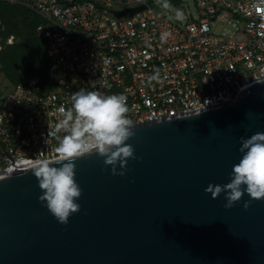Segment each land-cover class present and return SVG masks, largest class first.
Masks as SVG:
<instances>
[{
    "label": "water",
    "instance_id": "1",
    "mask_svg": "<svg viewBox=\"0 0 264 264\" xmlns=\"http://www.w3.org/2000/svg\"><path fill=\"white\" fill-rule=\"evenodd\" d=\"M258 81L199 115L135 125L124 176L98 154L78 158L81 208L66 225L40 202L30 165L0 174V264H264V198L226 209V193L205 192L230 182L241 137L264 132ZM0 158L14 163L1 145Z\"/></svg>",
    "mask_w": 264,
    "mask_h": 264
},
{
    "label": "built area",
    "instance_id": "2",
    "mask_svg": "<svg viewBox=\"0 0 264 264\" xmlns=\"http://www.w3.org/2000/svg\"><path fill=\"white\" fill-rule=\"evenodd\" d=\"M0 1L40 18L35 32L53 79L42 88L30 77L0 93V145L14 157L0 158V174L40 152L59 158L57 138L70 130L65 116L81 88L125 95L135 126L230 103L264 78L263 0ZM222 13L235 22L227 34L212 29Z\"/></svg>",
    "mask_w": 264,
    "mask_h": 264
},
{
    "label": "clouds",
    "instance_id": "3",
    "mask_svg": "<svg viewBox=\"0 0 264 264\" xmlns=\"http://www.w3.org/2000/svg\"><path fill=\"white\" fill-rule=\"evenodd\" d=\"M71 100L72 106L64 120L65 126L70 124V130L57 138L59 160L56 163L61 166H52L54 163L44 158L43 152L30 165L42 190L40 202L59 223L65 225L70 216L81 208L77 201L83 190L75 179V161L78 158L98 154L104 158L106 169L111 166L114 176L126 175L129 160L137 159L135 148L127 143L135 135V126L126 116L125 95H106L99 90L81 88L72 94ZM200 113L196 111L195 115ZM239 151L242 157L233 166L230 182L224 185L210 183L205 189L213 199L226 193V209L240 202L245 193L252 200L264 198V132H256L248 138L241 137ZM252 200L244 202L245 210Z\"/></svg>",
    "mask_w": 264,
    "mask_h": 264
},
{
    "label": "trees",
    "instance_id": "4",
    "mask_svg": "<svg viewBox=\"0 0 264 264\" xmlns=\"http://www.w3.org/2000/svg\"><path fill=\"white\" fill-rule=\"evenodd\" d=\"M0 20L5 24V29L0 31L5 45L0 48V65L10 83L17 84L35 76L42 88L51 87L53 79L49 74L46 47L35 32L40 18L24 6L0 1ZM14 34L20 41L7 44L6 38Z\"/></svg>",
    "mask_w": 264,
    "mask_h": 264
},
{
    "label": "rangeland",
    "instance_id": "5",
    "mask_svg": "<svg viewBox=\"0 0 264 264\" xmlns=\"http://www.w3.org/2000/svg\"><path fill=\"white\" fill-rule=\"evenodd\" d=\"M190 8L193 9L192 6ZM0 25H1L0 31L2 29H5V24L3 23L2 20H0ZM234 25H235V22L233 21V19L230 18V16L228 14L222 13V17L217 22L213 23L212 29L216 33L227 34V33H230L234 29ZM2 35H0V41H1L0 42V46L3 45L2 44V40H3L2 39L3 38ZM17 40L20 41L19 37H17L16 34H14L13 42H15ZM6 43H7V38H6ZM4 46L5 45H3V47ZM8 84H15V83H10L8 75L5 74V72L3 70V67L0 65V93L2 92L3 88H5V86L8 85ZM3 164H4V162L0 159V167H2Z\"/></svg>",
    "mask_w": 264,
    "mask_h": 264
}]
</instances>
